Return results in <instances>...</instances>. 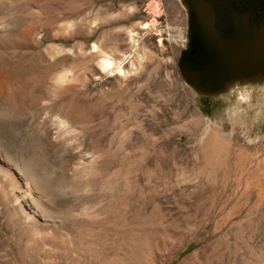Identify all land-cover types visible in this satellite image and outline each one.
I'll return each mask as SVG.
<instances>
[{
  "label": "rangeland",
  "instance_id": "1",
  "mask_svg": "<svg viewBox=\"0 0 264 264\" xmlns=\"http://www.w3.org/2000/svg\"><path fill=\"white\" fill-rule=\"evenodd\" d=\"M187 41L178 0H0V155L51 218L0 264H264V89L198 96Z\"/></svg>",
  "mask_w": 264,
  "mask_h": 264
},
{
  "label": "water",
  "instance_id": "2",
  "mask_svg": "<svg viewBox=\"0 0 264 264\" xmlns=\"http://www.w3.org/2000/svg\"><path fill=\"white\" fill-rule=\"evenodd\" d=\"M187 45L181 78L202 97L264 80V0H181Z\"/></svg>",
  "mask_w": 264,
  "mask_h": 264
},
{
  "label": "bare ground",
  "instance_id": "3",
  "mask_svg": "<svg viewBox=\"0 0 264 264\" xmlns=\"http://www.w3.org/2000/svg\"><path fill=\"white\" fill-rule=\"evenodd\" d=\"M157 6L161 8V6H159L158 2L156 1H154L151 4V7L154 12ZM147 27H148V24H144L143 28H147ZM134 35L135 34H131L132 41L134 40ZM100 46L99 44L98 45L94 44L93 50L94 51L100 50L101 48ZM99 66L101 67V70L103 71L104 74H114L115 72H117L120 75L125 74L123 72L122 64L117 63L110 56L102 57L99 61ZM66 79L67 78L65 76V77H60L58 80L60 82H64ZM256 84L258 86H253V85L240 86L239 84L234 85L225 94H220L212 98L229 96L233 93V91H235L238 88L253 87L257 89H264V80H260L259 83L256 82ZM195 93L198 96H200L197 92ZM10 159H11L10 157L7 159L6 157H3L0 155V181L2 183V185L0 186V193H1L0 195L2 197V201H3L2 203H4L6 207L5 212H3V214H5V221L2 223L0 222L1 224L0 227H9V228L10 227H23V228L31 227L35 231L39 232L40 230L38 228L41 229V227H46L49 219H51L50 217H48L49 215L45 216L42 213L45 210V207L43 206L45 202L43 203L42 201L43 197L45 198V196H43L44 194L43 185L44 184L39 180V178L35 177L36 175L34 176L33 171L31 172V170H29V168L27 167L28 165L27 166H21V165L14 166L12 164L14 161L12 162ZM173 259H175V255L167 256L165 258L159 257V256H153L151 264H167L171 262Z\"/></svg>",
  "mask_w": 264,
  "mask_h": 264
},
{
  "label": "flooded vegetation",
  "instance_id": "4",
  "mask_svg": "<svg viewBox=\"0 0 264 264\" xmlns=\"http://www.w3.org/2000/svg\"><path fill=\"white\" fill-rule=\"evenodd\" d=\"M180 3H181V5H182V7H183V4H182V1L181 0H178ZM184 8V7H183ZM187 14V13H186ZM187 22H188V15H187Z\"/></svg>",
  "mask_w": 264,
  "mask_h": 264
}]
</instances>
